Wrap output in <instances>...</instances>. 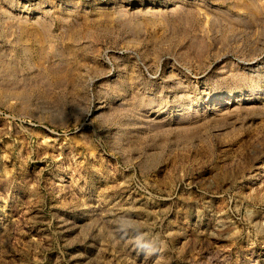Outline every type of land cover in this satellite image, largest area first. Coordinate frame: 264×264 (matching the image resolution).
Listing matches in <instances>:
<instances>
[{"label": "rangeland", "instance_id": "obj_1", "mask_svg": "<svg viewBox=\"0 0 264 264\" xmlns=\"http://www.w3.org/2000/svg\"><path fill=\"white\" fill-rule=\"evenodd\" d=\"M0 264H264V0H0Z\"/></svg>", "mask_w": 264, "mask_h": 264}]
</instances>
